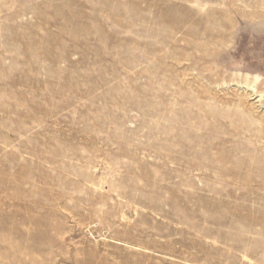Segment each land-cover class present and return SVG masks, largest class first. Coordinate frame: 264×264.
I'll return each mask as SVG.
<instances>
[{
  "label": "rangeland",
  "instance_id": "374dc122",
  "mask_svg": "<svg viewBox=\"0 0 264 264\" xmlns=\"http://www.w3.org/2000/svg\"><path fill=\"white\" fill-rule=\"evenodd\" d=\"M0 264H264V0H0Z\"/></svg>",
  "mask_w": 264,
  "mask_h": 264
},
{
  "label": "bare ground",
  "instance_id": "6f19581e",
  "mask_svg": "<svg viewBox=\"0 0 264 264\" xmlns=\"http://www.w3.org/2000/svg\"><path fill=\"white\" fill-rule=\"evenodd\" d=\"M246 88L249 90L251 94H257L258 92L256 91L255 86H246ZM259 99H261V95H259Z\"/></svg>",
  "mask_w": 264,
  "mask_h": 264
}]
</instances>
